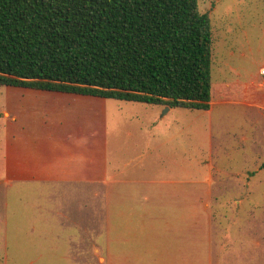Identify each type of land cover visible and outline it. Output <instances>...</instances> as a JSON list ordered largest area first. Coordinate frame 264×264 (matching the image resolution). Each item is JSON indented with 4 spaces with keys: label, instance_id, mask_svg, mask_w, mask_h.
Segmentation results:
<instances>
[{
    "label": "crops",
    "instance_id": "0c3cea01",
    "mask_svg": "<svg viewBox=\"0 0 264 264\" xmlns=\"http://www.w3.org/2000/svg\"><path fill=\"white\" fill-rule=\"evenodd\" d=\"M262 71H222L209 110L118 101L105 113L108 99L17 98L6 181L83 200L94 240L103 213L105 258L93 242L103 264H264Z\"/></svg>",
    "mask_w": 264,
    "mask_h": 264
},
{
    "label": "trees",
    "instance_id": "16d2710c",
    "mask_svg": "<svg viewBox=\"0 0 264 264\" xmlns=\"http://www.w3.org/2000/svg\"><path fill=\"white\" fill-rule=\"evenodd\" d=\"M199 0H0V87L209 110Z\"/></svg>",
    "mask_w": 264,
    "mask_h": 264
},
{
    "label": "rangeland",
    "instance_id": "374dc122",
    "mask_svg": "<svg viewBox=\"0 0 264 264\" xmlns=\"http://www.w3.org/2000/svg\"><path fill=\"white\" fill-rule=\"evenodd\" d=\"M199 7L202 13L210 15L214 33L215 88L225 75L222 71L228 72L231 67L243 75L264 68V0H199ZM229 73L233 79L238 78L232 71ZM240 80L247 81L244 77ZM51 96V93L0 87V264H103L93 247L96 242L101 257L105 258L103 213L98 214L94 240L88 214L80 211L83 200L51 196L41 182L6 181L10 164V107L17 98L29 97L38 106ZM120 103L102 100L100 107L108 113ZM103 189L99 185V192L103 193ZM256 201L264 205V199ZM57 202L68 204V218L59 214Z\"/></svg>",
    "mask_w": 264,
    "mask_h": 264
},
{
    "label": "water",
    "instance_id": "95a60500",
    "mask_svg": "<svg viewBox=\"0 0 264 264\" xmlns=\"http://www.w3.org/2000/svg\"><path fill=\"white\" fill-rule=\"evenodd\" d=\"M167 111H169V108H166V109H165V112H167Z\"/></svg>",
    "mask_w": 264,
    "mask_h": 264
},
{
    "label": "built area",
    "instance_id": "2783aa9c",
    "mask_svg": "<svg viewBox=\"0 0 264 264\" xmlns=\"http://www.w3.org/2000/svg\"><path fill=\"white\" fill-rule=\"evenodd\" d=\"M262 74L264 75V71H262Z\"/></svg>",
    "mask_w": 264,
    "mask_h": 264
}]
</instances>
